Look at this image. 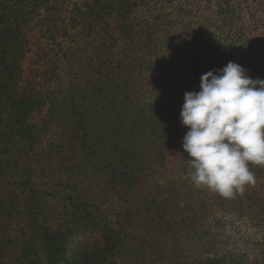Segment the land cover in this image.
Returning <instances> with one entry per match:
<instances>
[{"label": "trees", "instance_id": "16d2710c", "mask_svg": "<svg viewBox=\"0 0 264 264\" xmlns=\"http://www.w3.org/2000/svg\"><path fill=\"white\" fill-rule=\"evenodd\" d=\"M157 1L0 0V202L12 185L29 190L26 221L50 264H117L124 225L171 226L144 141L170 170L187 174L216 151L264 179V0ZM35 17L47 41L40 53L25 29ZM194 24L213 26L221 48L205 36L206 45L186 53ZM80 41L92 50L85 57ZM28 54L36 59L24 67ZM162 70L149 97L138 75ZM88 169L118 208L92 209V199L74 202L61 189L71 172ZM37 176L47 179L44 188ZM60 190L71 197V209L62 199L65 213L52 201ZM205 200L198 199L203 214ZM200 224L214 252L194 254L192 264H238L213 242L222 224ZM71 228L94 241L67 254Z\"/></svg>", "mask_w": 264, "mask_h": 264}, {"label": "rangeland", "instance_id": "374dc122", "mask_svg": "<svg viewBox=\"0 0 264 264\" xmlns=\"http://www.w3.org/2000/svg\"><path fill=\"white\" fill-rule=\"evenodd\" d=\"M148 2L155 4L158 1L148 0ZM157 7L160 9V4ZM145 14L146 11L142 8L137 16L142 19ZM199 15L201 18L202 12ZM36 21L37 18H33L25 29L29 32L32 52L40 53L47 41L39 36L40 32L33 26ZM191 29L193 31H188V34L193 36V39L190 38L193 41L187 44L186 53L192 55L195 44L206 45V41L199 40L205 36L216 40L217 42L212 43L217 48H221L220 43L224 39L213 26L206 25L201 28L194 24ZM80 43L84 48L82 50L86 49L82 57L89 55L92 51L89 45H85L83 41ZM197 52L195 50V53ZM113 53L117 54V50L115 49ZM34 58L36 59L35 55L28 54L24 60V67L33 63ZM163 73L162 70L153 74L145 72L138 75V87L146 85L147 95L153 97ZM89 91L86 81L87 96L93 94L91 92L89 95ZM143 144L145 150H148L146 162L150 178L161 187V194L165 198L166 217L171 221V226L156 228L149 219L145 222L124 225L121 231L125 250L121 256H116L117 264H192L194 254L214 252L212 245L207 241V238L211 240V237L200 224L201 220L206 225L212 224L211 226L216 224L219 227L222 224L221 234L216 241L213 240L222 255H234L240 259L238 264H264L263 178L254 180L238 168L231 167L216 151L212 154L206 153L205 164H194L187 174L170 170L160 164L156 152L150 150L155 146L153 142L144 141ZM5 163L0 162V169L6 167ZM37 178L36 182L44 188L47 179L41 176ZM98 182V177H90L89 169L74 170L63 180L61 189L70 191L74 202L78 196H84V199L93 200V202L89 200L93 205L92 209L102 203V207L108 209L109 213L112 209L118 208L113 207L116 198L103 192ZM12 187L14 191L0 202V264H50L46 258L45 246L39 238L31 234L27 222L29 190L21 191L13 185ZM57 194L58 196L52 201L65 213L62 199L64 198L65 205L71 209L69 205L71 197L66 200L63 190L58 191ZM199 197L206 199L205 201L210 204L205 214L201 210L198 212ZM47 199L50 197L47 196ZM104 199H109L105 205ZM214 199L220 203L217 204ZM52 201L49 200V205L53 206ZM196 214L199 215V219L195 218ZM93 241L94 238L89 233H78L72 229L66 240L67 254ZM227 259L229 261V258Z\"/></svg>", "mask_w": 264, "mask_h": 264}]
</instances>
